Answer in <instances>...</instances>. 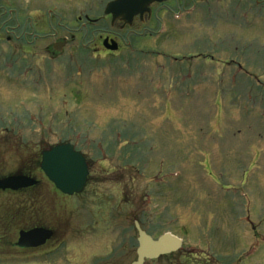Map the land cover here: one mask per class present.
<instances>
[{
	"label": "rangeland",
	"instance_id": "rangeland-1",
	"mask_svg": "<svg viewBox=\"0 0 264 264\" xmlns=\"http://www.w3.org/2000/svg\"><path fill=\"white\" fill-rule=\"evenodd\" d=\"M258 1L171 7L172 0L176 15L153 20V34L138 35V25L121 30L102 15L93 28L121 34L120 51L95 53L98 32L82 30L72 44L86 47L72 62L62 56L54 81L39 85V100L23 94L31 81L11 88L0 81V177L28 172L40 180L0 190V264H131L136 220L154 238L171 232L184 240L145 264H264ZM65 141L90 168L86 189L73 196L39 167L42 151ZM34 226L54 230L53 239L18 247L19 231Z\"/></svg>",
	"mask_w": 264,
	"mask_h": 264
},
{
	"label": "flooded vegetation",
	"instance_id": "flooded-vegetation-1",
	"mask_svg": "<svg viewBox=\"0 0 264 264\" xmlns=\"http://www.w3.org/2000/svg\"><path fill=\"white\" fill-rule=\"evenodd\" d=\"M104 1L106 0H0V81L7 84L8 88H11L9 85L12 83L24 85L31 81L33 87L23 94L39 100L43 94L39 91V85L44 79L54 81L55 68L61 66L62 56L67 55L72 62L76 51L86 47L87 44L84 43H81V47L72 44L75 37L82 34V30L85 31V36L92 35L93 30L98 32L101 44L94 47L95 53H116L104 46L107 38L110 41L116 40L120 51L123 40L121 34L93 28V24L103 18L102 15L111 17L105 9L106 4L113 0H107L102 8ZM171 1H153L148 10L136 13L131 23L119 20L120 29L130 28L129 31H133L135 25H138V35L142 32L153 34L157 19H163L164 15H176L167 6ZM176 1L171 2L170 6L174 7ZM78 24L79 27L76 28ZM8 125L12 127V123ZM11 127L4 126L1 131L7 132L12 130Z\"/></svg>",
	"mask_w": 264,
	"mask_h": 264
},
{
	"label": "water",
	"instance_id": "water-1",
	"mask_svg": "<svg viewBox=\"0 0 264 264\" xmlns=\"http://www.w3.org/2000/svg\"><path fill=\"white\" fill-rule=\"evenodd\" d=\"M155 0H113L108 3L106 13L112 14V22L115 23L119 18L131 23L136 13H143L148 10V6ZM162 1V0H157ZM104 45L117 50L118 43L114 40L109 42L107 38ZM40 167L50 181L61 192L73 195L81 193L88 181L89 165L86 157L72 143L57 144L50 149L42 152ZM38 180L25 174H12L0 178V190H20L38 184ZM138 230L137 258L132 264H144L148 259H155L164 254H169L182 247V240L171 234L165 233L153 238L145 231L139 221H135ZM53 231L36 227L28 231L21 230L17 245L20 247H37L44 244L51 236Z\"/></svg>",
	"mask_w": 264,
	"mask_h": 264
}]
</instances>
